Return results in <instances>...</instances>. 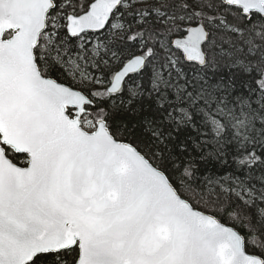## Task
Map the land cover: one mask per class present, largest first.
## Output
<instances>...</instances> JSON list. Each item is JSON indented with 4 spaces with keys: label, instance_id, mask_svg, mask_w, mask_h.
Segmentation results:
<instances>
[{
    "label": "snow or ice",
    "instance_id": "snow-or-ice-1",
    "mask_svg": "<svg viewBox=\"0 0 264 264\" xmlns=\"http://www.w3.org/2000/svg\"><path fill=\"white\" fill-rule=\"evenodd\" d=\"M0 264H264V0H0Z\"/></svg>",
    "mask_w": 264,
    "mask_h": 264
}]
</instances>
